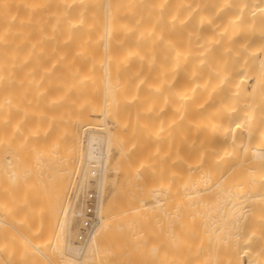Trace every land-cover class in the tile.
Returning a JSON list of instances; mask_svg holds the SVG:
<instances>
[{
  "label": "bare ground",
  "instance_id": "6f19581e",
  "mask_svg": "<svg viewBox=\"0 0 264 264\" xmlns=\"http://www.w3.org/2000/svg\"><path fill=\"white\" fill-rule=\"evenodd\" d=\"M126 233L264 264V0H0V264H118Z\"/></svg>",
  "mask_w": 264,
  "mask_h": 264
},
{
  "label": "rangeland",
  "instance_id": "374dc122",
  "mask_svg": "<svg viewBox=\"0 0 264 264\" xmlns=\"http://www.w3.org/2000/svg\"><path fill=\"white\" fill-rule=\"evenodd\" d=\"M104 189V191L108 192L110 190L109 185L105 186ZM83 191V195H80L81 193H79L78 197L76 198L77 203H75V210H79V206H81V211H83V199L85 198L86 194H96L97 182L95 176L88 178ZM72 222V233L77 236V239L74 240L73 244H82L83 242L79 240L80 229L83 224L82 218H75ZM128 234L129 233H126L125 237L123 238L120 237L118 240V245L112 247L111 252L117 257L116 262L118 264H168L166 259L165 239L163 235L160 236L159 246L155 247L149 244V240L147 242L148 244L145 245L136 244L137 238Z\"/></svg>",
  "mask_w": 264,
  "mask_h": 264
},
{
  "label": "built area",
  "instance_id": "2783aa9c",
  "mask_svg": "<svg viewBox=\"0 0 264 264\" xmlns=\"http://www.w3.org/2000/svg\"><path fill=\"white\" fill-rule=\"evenodd\" d=\"M84 208L82 211V227L80 229L79 240H84L90 233L91 228L96 223V215H95V208H96V196L95 193H88L86 194L85 198L83 199Z\"/></svg>",
  "mask_w": 264,
  "mask_h": 264
}]
</instances>
